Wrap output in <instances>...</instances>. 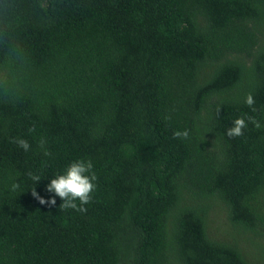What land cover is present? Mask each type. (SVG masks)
<instances>
[{
    "label": "trees",
    "instance_id": "16d2710c",
    "mask_svg": "<svg viewBox=\"0 0 264 264\" xmlns=\"http://www.w3.org/2000/svg\"><path fill=\"white\" fill-rule=\"evenodd\" d=\"M0 264H264V0H0Z\"/></svg>",
    "mask_w": 264,
    "mask_h": 264
},
{
    "label": "clouds",
    "instance_id": "9594fccd",
    "mask_svg": "<svg viewBox=\"0 0 264 264\" xmlns=\"http://www.w3.org/2000/svg\"><path fill=\"white\" fill-rule=\"evenodd\" d=\"M245 104L255 112L256 109L253 107L255 104V98L251 93H249L245 98ZM165 119H170V117H165ZM248 123H251L255 128H261V123L254 117L247 116V114L235 119L233 126L226 130L225 135L229 138L240 137L244 134V129L247 128ZM189 137V131L185 129L184 131H176L173 133L174 139H187ZM24 151L30 149V144L28 141L18 138L13 141ZM46 141L41 139L40 147L44 148ZM45 155H49L47 151L44 152ZM29 177L38 183L41 178L39 175H35L31 172L28 173ZM97 176L93 171V163L91 160H76L72 162L63 174L57 175L55 178L50 180L47 185L46 191L49 193H54V197L48 200L41 198L35 191V187L32 190V195L38 200L41 205L55 206L56 199L59 197L62 203L60 208L65 210L72 209L81 213H86L87 208L85 207L92 201V193L96 189L95 181ZM20 187L19 184L13 183L11 190L15 191ZM77 201L79 203H77Z\"/></svg>",
    "mask_w": 264,
    "mask_h": 264
},
{
    "label": "rangeland",
    "instance_id": "374dc122",
    "mask_svg": "<svg viewBox=\"0 0 264 264\" xmlns=\"http://www.w3.org/2000/svg\"><path fill=\"white\" fill-rule=\"evenodd\" d=\"M213 220H214V222L216 221V222H217V225H219V226H220V223H221L222 221H224V219H223L222 216H220L219 219L215 218V219H213ZM212 226H213V225H212ZM214 230H216V227H214V228L212 229V231H214Z\"/></svg>",
    "mask_w": 264,
    "mask_h": 264
}]
</instances>
